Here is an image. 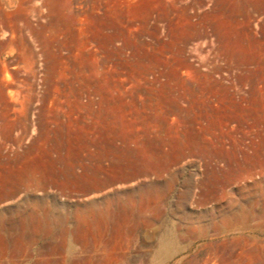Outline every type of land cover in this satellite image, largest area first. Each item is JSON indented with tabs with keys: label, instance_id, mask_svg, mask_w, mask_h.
Masks as SVG:
<instances>
[{
	"label": "rangeland",
	"instance_id": "rangeland-1",
	"mask_svg": "<svg viewBox=\"0 0 264 264\" xmlns=\"http://www.w3.org/2000/svg\"><path fill=\"white\" fill-rule=\"evenodd\" d=\"M0 264H264V0H0Z\"/></svg>",
	"mask_w": 264,
	"mask_h": 264
},
{
	"label": "bare ground",
	"instance_id": "bare-ground-1",
	"mask_svg": "<svg viewBox=\"0 0 264 264\" xmlns=\"http://www.w3.org/2000/svg\"><path fill=\"white\" fill-rule=\"evenodd\" d=\"M118 174H120V175H119V179L117 181H125L126 180V178H127L126 172L119 171ZM132 174H134V173H132Z\"/></svg>",
	"mask_w": 264,
	"mask_h": 264
}]
</instances>
